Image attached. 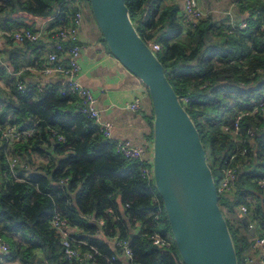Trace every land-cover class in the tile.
Returning a JSON list of instances; mask_svg holds the SVG:
<instances>
[{
    "label": "trees",
    "instance_id": "16d2710c",
    "mask_svg": "<svg viewBox=\"0 0 264 264\" xmlns=\"http://www.w3.org/2000/svg\"><path fill=\"white\" fill-rule=\"evenodd\" d=\"M60 1L0 0V31H33L38 22L55 14L47 30L63 26L69 13ZM123 1L140 38L160 46L153 54L197 129L206 155L210 149L206 162L217 177L227 153L246 146L232 142L221 127L250 100L264 96V2L255 0L249 8L247 28L231 29L209 17L186 26L176 7L164 6L163 0ZM5 70L0 68L8 83L0 89V130L6 125L33 130L10 146L0 137V236L9 247L5 257L22 264H77L63 257L59 234L50 225L52 215L58 214L68 227L79 230L72 237L81 243V251L93 253L96 264L119 263L120 250L108 245L114 237L127 242L139 264H182L170 231L172 246L165 250L154 247L146 236L155 228L154 206L151 189L140 175L142 164L115 153L113 142H103L96 125L78 112L77 98L59 93V82L41 86L10 78ZM17 71L14 65L11 72ZM17 81L24 84L23 91L17 89ZM263 121L260 117L242 122V134L251 125L260 131L248 145L249 164L239 168L233 200L218 201L230 212L238 204L247 206L244 221L239 220L244 233L236 226L229 232L238 263L248 250L249 226L264 236V192L253 182L264 175L254 171L256 163L264 170V159L258 161L264 146ZM56 134L62 140H56ZM8 153L17 159L12 170ZM34 155L47 162L33 166ZM109 208L113 214L106 212ZM96 219L103 220L101 227ZM155 229L166 235L165 213Z\"/></svg>",
    "mask_w": 264,
    "mask_h": 264
},
{
    "label": "water",
    "instance_id": "95a60500",
    "mask_svg": "<svg viewBox=\"0 0 264 264\" xmlns=\"http://www.w3.org/2000/svg\"><path fill=\"white\" fill-rule=\"evenodd\" d=\"M88 3L110 54L147 89L153 184L182 264H238L198 131L162 64L136 33L123 0Z\"/></svg>",
    "mask_w": 264,
    "mask_h": 264
},
{
    "label": "built area",
    "instance_id": "2783aa9c",
    "mask_svg": "<svg viewBox=\"0 0 264 264\" xmlns=\"http://www.w3.org/2000/svg\"><path fill=\"white\" fill-rule=\"evenodd\" d=\"M183 5V11L181 18L186 26L197 24V21L206 17L205 11L200 7L199 0H179ZM82 3L83 0H61L60 4H63L67 9L68 21L65 25H57L49 30V25L56 21L57 15L49 17L44 22H48L47 27L42 29L31 30H17V31H0V37L7 39L16 44L30 45L43 43L47 46L48 52L46 53L45 62L37 67L34 72H37L41 76H51L54 74L63 77L59 82L61 87L59 93L61 95H73L78 100V112L91 120L96 125L98 132L103 139L114 143V151L127 160H135L142 164L140 168V175L146 180L148 186L151 189V203L154 206V212L152 214V221L155 228L159 227L162 223V217L164 213L163 205L158 193L155 190L153 184V172L151 170L152 157H148V148L146 145H135L128 140L112 141L111 131L112 124L102 119L98 109L95 108V99L88 88L83 86L79 81L80 67L78 63V55L82 48L78 44V28L82 21ZM57 12V11H56ZM245 29L247 24L241 22L237 26H232L231 29ZM47 33L51 34L46 40ZM43 42V43H42ZM65 43H69V46H65ZM146 43V42H145ZM152 53L159 51L160 46L154 42L149 41L146 43ZM0 53V62H1ZM30 70V69H29ZM21 72H16L19 75ZM16 75V76H17ZM140 81V80H139ZM144 89L145 95L148 99V93L146 87L141 83ZM17 89L23 91L24 85L20 82H16ZM143 97L135 96L125 108L136 113L140 110L143 103ZM184 102L187 99L183 100ZM264 118V96L250 100L246 104V108L238 111L229 121L221 127L223 133L228 134L230 139L234 143L245 144L242 148L234 147L231 149L226 158L223 160L222 168L220 169L217 180L213 182L215 191L218 196L224 197L229 201L233 200V194L236 190V182L238 177L239 168L243 164H249L248 160V145L253 143L254 136L260 131V128L256 125L246 126L244 133H241V124L247 118ZM33 130H18L14 126L6 125L0 130V137L5 140L8 146L15 142L28 138L32 135ZM56 140H62V136L56 134ZM17 163L16 158L9 159V168L12 170L13 166ZM67 178L61 182L66 183ZM255 186L264 192V176H257L253 180ZM127 205H124V208ZM237 210L244 217L247 215V206L244 204H238ZM107 213L113 214L111 208L106 210ZM118 219V217H116ZM96 223L99 227L103 225L102 219H96ZM50 225L59 234V244L62 250V255L68 261L77 264H96L93 253L91 251H81L79 241H76L72 235L66 230L67 224L64 219H61L58 214H53L50 219ZM251 227V225L249 226ZM153 229L146 234L151 244L158 249H168L172 246V240L169 236L163 235L159 229ZM114 245L118 247L123 258L127 261V264H139L133 261L132 252L126 241L119 240L116 237L113 238ZM83 244V243H82ZM252 249L264 251V236H256L250 241ZM94 250L93 248H90ZM94 252V251H93ZM9 253V247L7 243L0 236V259H3ZM96 253V252H95ZM251 259L247 256L242 258V261L238 264H249Z\"/></svg>",
    "mask_w": 264,
    "mask_h": 264
},
{
    "label": "crops",
    "instance_id": "0c3cea01",
    "mask_svg": "<svg viewBox=\"0 0 264 264\" xmlns=\"http://www.w3.org/2000/svg\"><path fill=\"white\" fill-rule=\"evenodd\" d=\"M260 1L264 2V0ZM198 2L204 11L208 9V12L205 13L206 15L209 13V18L212 22L221 24L224 21L226 22L225 24L232 27L237 26L241 22L246 23L251 12L249 8L254 5L255 0H199ZM220 3L223 6L222 11H220L222 13L220 14L224 15L226 13L228 15L227 17L224 16L221 19L214 20L212 13L216 12V6ZM88 4L87 0H83L82 21L78 28L77 41L82 46L77 58L80 67L78 79L92 93L95 99V108L99 110L102 119L112 124V141L128 140L135 145H146L148 148L147 155L151 158L153 122L151 104L145 95L146 93L139 79L125 69L108 51L96 23L93 22L92 14H89L90 8ZM163 5L176 7L177 15L181 17L183 5L179 0H163ZM91 17L93 21H91ZM205 18L197 21V24ZM47 24L48 22L44 21L38 22L35 29H44L47 27ZM183 28L184 31L187 30V27L183 26ZM49 36L50 33H47L45 39L48 40ZM47 52L48 48L44 43L42 45L34 44L25 46L0 37V53L2 57L0 68L5 67V74L9 75L10 78H15V80L23 78L22 80L26 82L36 83L41 86H50L51 83L61 82L63 77L57 74L41 76L37 72L31 71L45 62ZM14 65L18 68L17 72H21L18 77H16V72H11ZM6 66H8V69ZM22 69L24 72L21 71ZM0 80L4 82V86H0V88L6 89L8 83L2 79L1 74ZM135 96L143 97L144 100L140 110L132 113L125 106ZM262 125H264V121ZM256 156V151H254V162L257 160ZM261 159L262 157L260 155L258 161ZM258 165L260 163H256V167L254 168L255 173L263 174L264 170L258 167ZM225 210L230 218L232 215L231 212L226 207ZM232 212L237 213L239 220L244 218L237 208ZM137 226L139 225H136L135 230L138 228ZM66 230L71 235L79 233L78 229L72 227H67ZM254 233L251 235H255ZM254 237L248 238V250L244 253L243 257L247 256L251 259L249 264H264V251L259 250V248L252 249L250 246V241ZM106 242L108 241L106 240ZM108 245L111 249H114L113 239L108 242ZM118 262V264H127V261L123 257H120ZM0 264L22 263L17 259L10 260L3 257V259H0Z\"/></svg>",
    "mask_w": 264,
    "mask_h": 264
},
{
    "label": "rangeland",
    "instance_id": "374dc122",
    "mask_svg": "<svg viewBox=\"0 0 264 264\" xmlns=\"http://www.w3.org/2000/svg\"><path fill=\"white\" fill-rule=\"evenodd\" d=\"M88 6H89V4H88ZM222 8H223V6H222V4L220 3V4H218V6H216V12H214V13H212L211 15H212V18L214 19V20H218V19H221V18H223L224 16H226L227 17V15L228 14H226V13H224V15H222V14H220V13H222V12H220V11H222ZM205 12H208V9H205ZM89 14H91L90 13V11H89ZM206 17H209V13H208V15H206ZM230 17H231V14H230ZM229 18V17H228ZM232 18V17H231ZM91 21H93V19H92V17H91ZM93 22H95V21H93ZM226 22H222L221 24H223V25H226L225 24ZM7 67V69H8V66H6ZM21 71H23L24 72V70L22 69ZM19 75H17L16 77H18ZM0 86H4V82L3 81H1L0 80ZM0 89H2V88H0ZM253 99H256V98H253ZM262 127H264V125L262 126ZM205 155H206V152H205ZM210 155H211V153H210V149H207V155H206V158L208 157L209 159H210ZM11 156H14V155H12L11 153H8V156H7V158L8 159H10L11 158ZM261 157H262V159H264V146H263V148H262V150H261ZM18 163L20 164V159L18 158ZM32 161H33V166L34 165H42V164H45L46 162H47V159L46 158H44V157H37L36 155H34V157H33V159H32ZM209 163V162H208ZM151 170H152V166H151ZM214 180H217V178H216V176L214 177ZM220 210H221V212H222V215H223V218L225 219V221H226V223H227V226H228V230H229V232L230 233H232L233 231V228H232V226L233 227H238L240 230H241V233L243 234L244 233V231H243V226H242V224H239V217H238V215H237V213H233V212H231V217L229 218V216L227 215L228 213H226V210H225V207H220ZM230 213V212H229ZM231 219V220H230ZM251 229H252V231H253V227L251 226ZM163 231L165 232V234L167 235H169V229H168V231L166 230V229H163ZM167 232V233H166ZM229 233V234H230ZM252 234V233H251ZM255 235H258L259 233H258V231L256 230V232L254 233ZM167 235V236H168ZM255 235H250V237H254ZM231 237V236H230Z\"/></svg>",
    "mask_w": 264,
    "mask_h": 264
}]
</instances>
